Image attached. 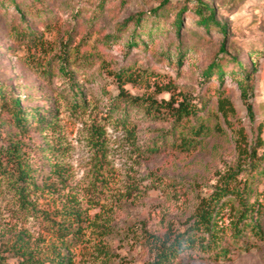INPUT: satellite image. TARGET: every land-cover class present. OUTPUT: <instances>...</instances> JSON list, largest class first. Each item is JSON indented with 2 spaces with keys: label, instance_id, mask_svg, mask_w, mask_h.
Here are the masks:
<instances>
[{
  "label": "rangeland",
  "instance_id": "obj_1",
  "mask_svg": "<svg viewBox=\"0 0 264 264\" xmlns=\"http://www.w3.org/2000/svg\"><path fill=\"white\" fill-rule=\"evenodd\" d=\"M164 1L17 0L26 14L22 18L14 4L0 0V81L26 96L24 107L51 113L42 131L21 138L31 148L27 160L44 175L62 176L56 190L20 195L0 167V251H25L39 261L69 253L73 264H156V251L133 233L163 234L167 226L183 231L193 222L201 198H208L223 180L236 176L243 187L248 175L239 173L245 159L234 128L245 129L247 144L258 135L264 141V0H205L215 7L216 19L227 23L225 36L197 25L192 10L196 0H168L157 19L152 8ZM181 8L184 54L179 64L180 38L172 21ZM140 15L141 27L130 23L118 34L126 20ZM21 23L41 42H21L13 30ZM134 33L140 35L139 45L129 47ZM70 35L75 39L68 48ZM224 38L226 66L237 57L254 69L251 79L237 68L222 80L202 76L212 61L226 56L220 53ZM68 52L70 65L79 63L75 82L84 90V107L74 108L66 98L70 86L65 78L56 70L50 75L44 71L49 65L55 69L59 56ZM119 71L131 73L134 81L124 84L131 95L161 101L182 92L200 107L206 103L202 116L209 131L196 150L145 151L171 124L135 109L123 124L121 114L108 112L119 92L114 76ZM219 94L235 107L229 121L218 110ZM5 128L0 146L8 144ZM254 174L248 179L254 191L250 202L264 204V174ZM230 214L227 208L226 224ZM64 225L76 228L69 248L57 239ZM114 229L120 231L110 232ZM172 264H264V240L248 237L233 244L231 256L223 259L196 248Z\"/></svg>",
  "mask_w": 264,
  "mask_h": 264
},
{
  "label": "trees",
  "instance_id": "obj_2",
  "mask_svg": "<svg viewBox=\"0 0 264 264\" xmlns=\"http://www.w3.org/2000/svg\"><path fill=\"white\" fill-rule=\"evenodd\" d=\"M3 1L7 0H2V3H4ZM8 1L9 4H14L19 15L25 18L26 14L19 2L17 0ZM168 4V0H165L161 7L152 8L151 13H154L158 19L159 13L163 12ZM192 10L197 16V25L203 27L207 32L216 29L220 30L222 35H226L227 23H220L216 19L214 6L205 0H196ZM183 12V8L179 9L172 21L174 33L180 38L176 52V59L179 64L184 54L180 37ZM143 18V15L130 17L121 25L118 34L123 35L130 23L134 24L135 27H141ZM13 30L21 42H24L25 39H29L28 41L37 39V42H41L37 34L28 30V27L23 26L22 23L14 26ZM149 33H152V31ZM109 37L111 38V36ZM74 39L75 36L70 35L67 41L69 43L68 48L73 45ZM139 39L140 35L134 33L127 45L136 47L139 45ZM226 44L225 38L222 39L220 53L226 56L223 55L221 58L212 61L202 70V76L209 80L213 77L222 80L224 73L228 72L229 69H232V73H235L233 69L237 68V73H243L245 79H251L252 75H249V73L254 69L249 65L244 67L237 57H231L230 60L233 65L226 66V59H229ZM70 57V52L67 55L61 54L55 69L49 65L44 68V71L50 75L56 70L59 76L65 78L70 86L66 98L70 100L74 108H80L87 105V99L83 88L75 82L77 70L74 66L79 65V63L70 65ZM114 76L119 84V92L108 104L109 113L117 112L121 114L123 116L121 121L126 124L128 117L135 109L144 113L153 121H168L171 124L163 136L155 141L153 146H148L145 151L154 154L168 150L190 153L197 149L202 137L209 131V127L205 124L202 116L206 103L200 107L192 101L190 96L182 92H172L170 99L161 101L151 95H131L124 88L126 82L134 81L131 73L119 71L114 73ZM243 87L244 95L248 96L249 84L245 82ZM169 90L172 91L171 88ZM24 98L26 96L16 95L6 82L0 81V130L4 126H6V130H9L5 132L6 136H3L7 137L8 144L0 146V167L20 195H25L30 190L34 192L40 190L53 191L57 188V181H62V176L55 172L44 175L39 168L31 166L27 160L31 148L21 140L22 137L29 136L30 132L42 131L46 125H49L51 113L38 107H24L22 104ZM218 110L228 121L229 117L236 113L235 107L229 98L221 94L218 96ZM234 131L238 137V150L245 159L239 173L244 172L248 175L243 187L238 184L236 176H230L223 180L208 198H201L193 222L183 231L167 226L163 234L149 233L144 230L133 233V236L143 240L147 246L156 251L154 263L172 264L178 258H182L184 254L196 248H199L211 258H229L233 244H238L240 241L248 239V237L254 240H264V204L259 203V200H255L253 203L250 202V196L253 195L254 191L248 180L250 175H255L254 173L264 174V141L258 135L254 143L247 144L245 129L239 127L234 128ZM260 149L263 151L262 154L259 152ZM4 157H6L5 163L3 162ZM239 183L241 182L239 181ZM227 208L231 212L228 224L222 221L224 211ZM72 216H78V213H73ZM75 229L64 225L62 230L59 231L57 239L64 248L70 247V243L73 241L71 237L76 232ZM119 231V229H114L110 232ZM76 236L79 237L80 235L77 234ZM250 243L254 242L250 241ZM28 254V252L20 253L17 250H10L9 253L0 251V264H73L69 253L65 256L57 253L53 259L45 261H39Z\"/></svg>",
  "mask_w": 264,
  "mask_h": 264
}]
</instances>
